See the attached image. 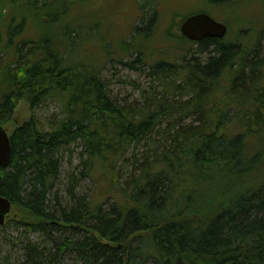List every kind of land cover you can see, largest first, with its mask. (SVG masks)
Returning <instances> with one entry per match:
<instances>
[{
  "label": "trees",
  "instance_id": "trees-1",
  "mask_svg": "<svg viewBox=\"0 0 264 264\" xmlns=\"http://www.w3.org/2000/svg\"><path fill=\"white\" fill-rule=\"evenodd\" d=\"M246 6L236 34L226 18L224 38L190 41L198 56L181 66L186 86H179L193 96L188 106L132 110L110 94L99 65L78 53L70 58L82 28L72 16L85 14L75 0H0V124L12 146L9 164L0 166V194L12 212L0 231L15 223L46 238H28L20 264H70L69 254L74 264H264V51L248 37ZM155 15H143L134 31L147 30ZM134 45L121 40L120 48ZM152 66L175 72L166 59ZM55 96L62 115L42 123L33 111ZM24 99L31 114L15 123ZM185 111L201 122L185 131L176 123L177 133L122 181L118 170L131 147L165 116ZM73 144L83 148L79 173L66 169L62 155ZM64 173L71 181H62ZM89 176L107 182L109 208L77 191Z\"/></svg>",
  "mask_w": 264,
  "mask_h": 264
},
{
  "label": "rangeland",
  "instance_id": "rangeland-1",
  "mask_svg": "<svg viewBox=\"0 0 264 264\" xmlns=\"http://www.w3.org/2000/svg\"><path fill=\"white\" fill-rule=\"evenodd\" d=\"M145 1L75 0L77 7L84 9V15L90 17L92 21L83 14L72 16V18L78 20L77 22L82 28L80 35L75 36L76 47L79 49L76 48L72 51L70 58L74 61L78 53L79 58L88 59L95 66L99 65L102 76L108 83L110 94L129 109L136 110L144 107V105L150 107L153 102H162L166 108L174 105V108H177L176 110L181 105L184 107L189 105L187 101L191 100L193 96L188 95V92L179 87L186 86L182 79L184 78V72L181 70V66L193 61L198 53L196 52V44L180 38L179 22L185 13L205 9L215 18L224 22H227L226 18L229 20L231 18V29L233 34H236L238 32L237 16H239V12H243V8L247 4L246 14L250 18L246 20L247 25H244L247 27L248 37L253 39L252 42L257 45L259 51H264V0H243L240 5L233 8L226 5H211L209 0H150L151 3L144 6V12L140 6ZM83 2L84 4H81ZM90 11L95 13L87 16ZM152 12H156V15L149 28L137 34L134 31V26L141 25V15L150 16ZM257 18H263L262 22L256 23L255 19ZM96 23L97 27H95ZM244 25L240 26L239 29H244ZM152 28L153 30H151ZM94 29L95 32H93ZM32 30L35 31L36 27L33 20L29 19L28 31L32 32ZM150 31L152 38H147L145 35ZM29 32L25 34H30ZM90 33L92 34L89 36ZM132 38L137 40L140 45H134L135 49L129 51L122 50L120 48L121 40ZM105 40L109 42V45H105ZM104 46H108L106 49L110 53H107ZM140 52L141 59L138 54ZM165 59L171 63V67L175 70L174 73H157L153 70L152 65ZM241 86L242 84L239 87ZM241 90L245 91L246 87ZM33 112L42 123H45L47 119L52 120L62 115L63 102L59 97H51ZM30 114V104L24 99L19 103L14 114L15 123L22 122ZM198 119V115H192L188 111L180 115L169 114L165 116L161 125L157 126L150 137L137 144L135 148L131 147L124 165L118 170L120 179L125 181L126 177L137 172L141 168L143 157H147L153 148L157 147L156 144L158 146L165 145L172 133H177V128H173L176 123H179L178 125L185 131L189 127H193L192 125L194 127L198 125L201 122ZM82 150L83 148L79 144H73L64 150L62 155L67 170H75L79 173ZM66 177L67 175L64 173L62 176L63 182H66V180L71 181L70 178L66 179ZM65 184L61 183L64 188ZM106 185L107 182L100 184L95 177L89 176L81 180L77 191L83 195L85 194L87 199L92 201L96 199L98 202H103L106 205L104 207L109 208L113 203V199L108 197L111 191H108L107 194L104 192V186ZM0 232V264H20L21 259L23 260L22 250L28 238L37 243H44L43 240L46 239L40 233L28 232L24 226H17L15 223L4 227ZM6 256L10 261H6ZM75 261V254L67 255V263L74 264Z\"/></svg>",
  "mask_w": 264,
  "mask_h": 264
},
{
  "label": "water",
  "instance_id": "water-1",
  "mask_svg": "<svg viewBox=\"0 0 264 264\" xmlns=\"http://www.w3.org/2000/svg\"><path fill=\"white\" fill-rule=\"evenodd\" d=\"M181 30L190 39L200 40L204 37L222 38L227 33V25L216 20L206 12L189 15L181 24ZM12 155L9 134L0 124V166L6 167ZM12 203L10 199L0 194V226L10 214Z\"/></svg>",
  "mask_w": 264,
  "mask_h": 264
}]
</instances>
